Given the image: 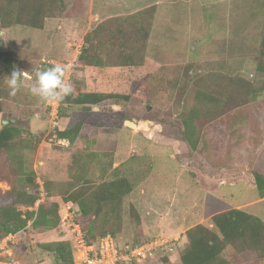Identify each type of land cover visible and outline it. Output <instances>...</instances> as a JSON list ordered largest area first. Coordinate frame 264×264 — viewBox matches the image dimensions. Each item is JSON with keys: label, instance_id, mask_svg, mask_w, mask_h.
<instances>
[{"label": "rangeland", "instance_id": "374dc122", "mask_svg": "<svg viewBox=\"0 0 264 264\" xmlns=\"http://www.w3.org/2000/svg\"><path fill=\"white\" fill-rule=\"evenodd\" d=\"M62 1V10L47 18L40 30L0 25V51L14 52V70L24 72L20 91L3 101L0 131L11 120L34 134V140L20 137L16 142L34 174L38 198L39 181L49 196L67 198L84 190L86 198L103 181L128 178L135 189L123 199L122 215L106 221V211L112 207L105 208L96 219V235L104 229L116 232L121 246L168 241L172 251L161 250L143 264H182L190 229L212 228V215L262 197L245 169H264V100L203 125L201 153L183 141V120L212 76L227 73L248 80L256 90L264 87V73L257 70L264 40L261 1L162 0L145 52H129L121 38L114 39L106 52H94L96 45L85 49L84 38L94 32L97 8L91 9V0ZM243 3L252 13L245 39L233 31L228 35L224 25L227 7ZM132 27L125 36L139 39L136 25ZM136 45L133 50H142ZM56 63L65 66L64 79L73 91L98 93L105 101L95 107L60 102L57 106L56 101L46 103L31 95L35 72ZM143 120L156 123L154 135L125 125ZM78 122L87 129L72 145L58 140L57 131ZM209 161L239 166L238 180L206 188ZM8 163L6 157L0 159V174L8 172ZM0 189L5 192L8 187L0 182ZM17 209L26 217L38 211L36 205ZM245 211L264 220V201ZM94 220L95 216H88L85 228ZM27 229L15 245L22 264H53L52 255L42 246L62 242L68 235L59 227ZM230 254L238 260L235 264H261L253 262L252 256Z\"/></svg>", "mask_w": 264, "mask_h": 264}, {"label": "trees", "instance_id": "16d2710c", "mask_svg": "<svg viewBox=\"0 0 264 264\" xmlns=\"http://www.w3.org/2000/svg\"><path fill=\"white\" fill-rule=\"evenodd\" d=\"M62 8V0H0V25L4 29L25 26L40 30L45 20ZM156 16L157 7L152 6L133 16V19H128L130 21L126 26L121 24L118 28H113L109 23L99 24L94 32L92 31V36H86L85 49L86 46L96 45L94 52H106L114 39L121 38L122 45L131 50L129 52H145ZM132 25H136L135 31L139 39L125 36L130 29H133ZM135 43L142 50H133ZM135 55L134 53L133 57ZM15 63L14 52L0 51V113L4 111L3 101L12 97L9 95L6 76L15 69ZM257 70L264 73V40L257 60ZM254 91L252 84L242 77H233L227 73L212 76L207 90L197 94L195 107L183 120V141L192 151L201 153L199 145L204 144L201 127L249 103ZM104 101L105 97L98 93L84 94L73 91L72 95L59 102L72 107H95ZM7 121L8 124L3 125L0 131V159L4 156L9 162L8 172L0 174V182L8 185L7 191L0 189V238L26 229L30 220H34L33 229L35 227L55 229L59 227L61 219L58 204L41 203L35 216L29 213L27 217L17 209L19 205L34 206L38 200L34 174L28 160L18 151L19 144L16 142L20 137L29 141L34 140V134L13 124L11 120ZM85 129H87L86 125L78 122L63 131H57L56 134L58 140H66L67 145L70 146ZM24 159L27 161L25 162ZM253 175L261 195L264 196V175L259 172H254ZM134 189L135 184L128 178H121L109 182L103 181L90 197L85 198V191L82 190V192L75 191L64 199L71 200L79 206L81 215L78 221L84 228L86 239L89 243L96 244L106 235H111L117 241L116 232L111 233L106 229L100 235H96V219L110 205L112 208L106 211V221H109L111 216L118 219L122 215L123 199L131 195ZM90 215L95 216V220L87 229L83 223ZM211 225L212 228L198 225L187 232L188 244L181 254L182 264L237 263L238 260L234 255H229V251L241 254L245 258L252 256L254 260L264 259V221L260 217L242 209H232L213 216ZM42 249L52 255L53 264H74L69 241L43 245Z\"/></svg>", "mask_w": 264, "mask_h": 264}, {"label": "built area", "instance_id": "2783aa9c", "mask_svg": "<svg viewBox=\"0 0 264 264\" xmlns=\"http://www.w3.org/2000/svg\"><path fill=\"white\" fill-rule=\"evenodd\" d=\"M56 103L58 106L59 101ZM39 186L40 197L35 203L37 210L41 203L47 201L59 205L61 215L59 228L68 235L63 240L69 241L71 244L74 264H143L155 258V255L161 250H173V246H167L168 241L164 242L160 239L121 246L111 235H106L100 238L96 244H91L87 241L84 228L78 221L81 215L79 206L71 200L49 196L41 181H39ZM33 222L34 220H30L26 229L9 233L0 238V264H22L16 255L15 245L20 240L19 234L28 230L27 228H30Z\"/></svg>", "mask_w": 264, "mask_h": 264}, {"label": "crops", "instance_id": "0c3cea01", "mask_svg": "<svg viewBox=\"0 0 264 264\" xmlns=\"http://www.w3.org/2000/svg\"><path fill=\"white\" fill-rule=\"evenodd\" d=\"M260 1H261L260 4L262 5L261 9L263 10L264 0H260ZM162 3H163L162 0H91V9L94 10L97 8V10H95V13H94V21L96 24L94 29L99 24L103 25L104 23H107V24L109 23V25H112L113 28H115V27L118 28L119 25H121V24L126 26V24H128V21H130L128 19H130V18L133 19L132 18L133 16L139 14V12H141L147 8H150L152 6H156L157 12H158L159 7ZM95 5H96V7H95ZM208 6H210V3L208 4ZM250 11H251V9L245 3L236 4L233 8H232V6L227 7V10L224 12L225 13L224 14V22H225L224 25L227 26L226 32L228 35H232L231 33L233 31V34L239 35L243 39L246 38L247 30H248L246 28V26L248 25V21L250 19L249 15L252 14V13H250ZM236 16H237V18H236ZM107 21H110V22H107ZM232 25H233V27H232ZM86 35H85V38H86ZM263 100H264V87L262 86L258 90L255 89V91L252 93V98H251L249 103H246V104L236 108L235 110L228 112L226 115H229L238 109L246 107L250 103H254L256 101H263ZM226 115L208 123L207 126L209 124L214 123L217 120H221ZM237 117H239V115H237ZM232 134H233V131H232ZM209 163H210V166H209V169H210L209 173L210 174L208 173V176L206 178V183L204 184L206 186V188H210L212 186L211 189L213 190L218 185H224V184H227L229 182L234 183L235 181L238 180L239 175H238L236 169H239V166L233 165L230 161L219 163V165L217 164V162H214V161H212V162L209 161ZM207 168H208V166H207ZM262 170L260 168L257 170L256 169H248V168L245 169V172H247L245 175L248 176V178L252 181V183L255 184L256 187H257L256 180H255L253 173L259 172V173L264 175V169H262ZM1 183H3V182H1ZM4 184H6V183H4ZM198 186H200V185H198ZM7 187H8V185H7ZM261 201H264V196H262L261 199L258 201L250 202L248 204L237 205L233 209L246 210L247 208H251V207L255 206L257 203H260ZM227 211H229V210H227ZM222 212H225V211L218 212V213L212 215V217L217 215V214H220ZM251 214L259 217V215L257 213H251ZM263 260L264 259H257V260H253V262L256 261L257 263L264 264Z\"/></svg>", "mask_w": 264, "mask_h": 264}, {"label": "clouds", "instance_id": "9594fccd", "mask_svg": "<svg viewBox=\"0 0 264 264\" xmlns=\"http://www.w3.org/2000/svg\"><path fill=\"white\" fill-rule=\"evenodd\" d=\"M65 71V66L60 63L37 70L29 92L46 103L64 100L73 93L71 82H66L64 79ZM23 76L24 72L14 70L9 77H6L10 96H15L20 91L24 83Z\"/></svg>", "mask_w": 264, "mask_h": 264}, {"label": "water", "instance_id": "95a60500", "mask_svg": "<svg viewBox=\"0 0 264 264\" xmlns=\"http://www.w3.org/2000/svg\"><path fill=\"white\" fill-rule=\"evenodd\" d=\"M14 122V121H12ZM8 121H5L4 125H7ZM156 123L154 121L151 120H143L140 122H130V121H126L125 125L129 126L130 128H140L143 130L142 127H146L147 130L144 129V131H149L150 134L154 135L156 133V129H155V125Z\"/></svg>", "mask_w": 264, "mask_h": 264}, {"label": "bare ground", "instance_id": "6f19581e", "mask_svg": "<svg viewBox=\"0 0 264 264\" xmlns=\"http://www.w3.org/2000/svg\"><path fill=\"white\" fill-rule=\"evenodd\" d=\"M142 128H143V130H144V129L147 130L146 127H142Z\"/></svg>", "mask_w": 264, "mask_h": 264}]
</instances>
